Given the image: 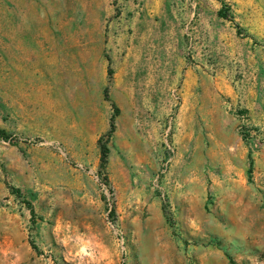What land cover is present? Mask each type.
<instances>
[{"label":"rangeland","instance_id":"374dc122","mask_svg":"<svg viewBox=\"0 0 264 264\" xmlns=\"http://www.w3.org/2000/svg\"><path fill=\"white\" fill-rule=\"evenodd\" d=\"M0 131V264H264V0H0Z\"/></svg>","mask_w":264,"mask_h":264},{"label":"trees","instance_id":"16d2710c","mask_svg":"<svg viewBox=\"0 0 264 264\" xmlns=\"http://www.w3.org/2000/svg\"><path fill=\"white\" fill-rule=\"evenodd\" d=\"M219 1H221V0H219ZM219 16L223 19H229V8L225 3H223L222 10L219 11ZM117 112H118V110H116V113ZM111 128H112V130H111V133H112V131L114 129L113 124L111 125ZM0 137L5 138V139L8 138V136L3 131H0ZM108 154H109V150L107 148H105V146H103V148H102V161H103V163H106V159L108 157ZM14 191H15L16 195H19L20 192L18 190H14ZM168 221H171V219L168 218ZM34 248L37 249L35 246H34ZM231 263L234 264L233 260H231Z\"/></svg>","mask_w":264,"mask_h":264}]
</instances>
